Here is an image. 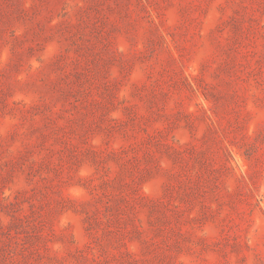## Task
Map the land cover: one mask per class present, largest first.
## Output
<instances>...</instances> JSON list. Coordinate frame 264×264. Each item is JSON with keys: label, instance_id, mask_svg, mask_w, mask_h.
<instances>
[{"label": "rangeland", "instance_id": "374dc122", "mask_svg": "<svg viewBox=\"0 0 264 264\" xmlns=\"http://www.w3.org/2000/svg\"><path fill=\"white\" fill-rule=\"evenodd\" d=\"M0 264H264V0H0Z\"/></svg>", "mask_w": 264, "mask_h": 264}]
</instances>
